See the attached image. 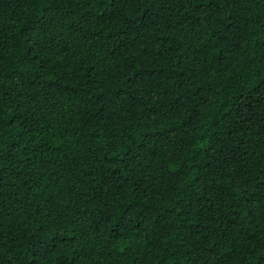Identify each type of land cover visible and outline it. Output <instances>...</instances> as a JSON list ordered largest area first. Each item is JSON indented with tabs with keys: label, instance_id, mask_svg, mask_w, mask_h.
<instances>
[{
	"label": "trees",
	"instance_id": "trees-1",
	"mask_svg": "<svg viewBox=\"0 0 264 264\" xmlns=\"http://www.w3.org/2000/svg\"><path fill=\"white\" fill-rule=\"evenodd\" d=\"M264 264V0H0V264Z\"/></svg>",
	"mask_w": 264,
	"mask_h": 264
},
{
	"label": "snow or ice",
	"instance_id": "snow-or-ice-1",
	"mask_svg": "<svg viewBox=\"0 0 264 264\" xmlns=\"http://www.w3.org/2000/svg\"><path fill=\"white\" fill-rule=\"evenodd\" d=\"M34 264H37V262H36V261H34Z\"/></svg>",
	"mask_w": 264,
	"mask_h": 264
}]
</instances>
